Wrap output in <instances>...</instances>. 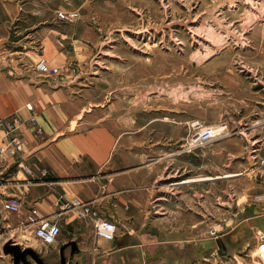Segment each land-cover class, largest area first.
Instances as JSON below:
<instances>
[{
    "label": "crops",
    "instance_id": "1",
    "mask_svg": "<svg viewBox=\"0 0 264 264\" xmlns=\"http://www.w3.org/2000/svg\"><path fill=\"white\" fill-rule=\"evenodd\" d=\"M88 5L0 0V119L34 117L42 130L36 136L24 124L23 154L0 161L1 202L21 204L18 213L0 206V264H264L256 250L264 217L239 214L228 233L209 238L208 185L240 174L208 176L202 148L188 150L185 138L172 136L184 128L128 127L106 120V111L101 123L88 125L99 112L89 109L88 88L97 33L86 16L73 24L57 17ZM41 58L70 71L47 78L35 68ZM75 200L117 225L113 241L98 237L77 209H66ZM32 209L60 227L56 243H42L35 227L22 224Z\"/></svg>",
    "mask_w": 264,
    "mask_h": 264
},
{
    "label": "rangeland",
    "instance_id": "2",
    "mask_svg": "<svg viewBox=\"0 0 264 264\" xmlns=\"http://www.w3.org/2000/svg\"><path fill=\"white\" fill-rule=\"evenodd\" d=\"M77 12L97 33L88 125L106 111L128 127H182L172 136L185 146L198 129L225 127L196 148L208 176L240 174L208 185L209 238L239 214L264 217V0H89ZM256 250L264 263V242Z\"/></svg>",
    "mask_w": 264,
    "mask_h": 264
},
{
    "label": "built area",
    "instance_id": "3",
    "mask_svg": "<svg viewBox=\"0 0 264 264\" xmlns=\"http://www.w3.org/2000/svg\"><path fill=\"white\" fill-rule=\"evenodd\" d=\"M57 17L64 23L73 24L80 19V14L77 11H60L57 13ZM36 71L47 78L61 77L67 74L70 69L64 68L63 70L56 67L50 66L48 61L44 58L39 59L36 63ZM29 110L32 111V107L28 106ZM32 127L36 136L42 134L41 128L38 126L37 121L34 117H31L27 122H22L17 118L0 119V129L4 133V139L0 141V159L4 156L18 159L24 152L25 141L19 136V130L22 126ZM225 127H214L198 129L194 137L188 141L186 149L193 150L198 147L205 146L211 141L222 137L225 134ZM22 164H20L21 166ZM30 175L33 176V172L26 169ZM44 176L47 175L46 171L42 172ZM2 208L8 213H18L21 208V204L16 199H9L3 202ZM77 209L81 219L92 222L96 235L106 241H113L117 235V225L103 217L97 210H95L90 204H85L79 200L66 205V209ZM22 224H28L35 227L36 237L46 245H52L56 243L59 235L61 234L60 227L51 222L48 218L43 217L37 209H32L27 215ZM114 227V231L111 230ZM52 229H56V233L52 238V242L45 239ZM43 233L44 235H41ZM110 237V238H109Z\"/></svg>",
    "mask_w": 264,
    "mask_h": 264
},
{
    "label": "clouds",
    "instance_id": "4",
    "mask_svg": "<svg viewBox=\"0 0 264 264\" xmlns=\"http://www.w3.org/2000/svg\"><path fill=\"white\" fill-rule=\"evenodd\" d=\"M110 228L112 231H114V227L110 226ZM56 231H57L56 229H52L51 233L48 236H46L45 239H47L49 242H52V238H53L54 234L56 233ZM41 235H44V234L41 233Z\"/></svg>",
    "mask_w": 264,
    "mask_h": 264
},
{
    "label": "water",
    "instance_id": "5",
    "mask_svg": "<svg viewBox=\"0 0 264 264\" xmlns=\"http://www.w3.org/2000/svg\"><path fill=\"white\" fill-rule=\"evenodd\" d=\"M8 250H14V248H9Z\"/></svg>",
    "mask_w": 264,
    "mask_h": 264
},
{
    "label": "bare ground",
    "instance_id": "6",
    "mask_svg": "<svg viewBox=\"0 0 264 264\" xmlns=\"http://www.w3.org/2000/svg\"><path fill=\"white\" fill-rule=\"evenodd\" d=\"M224 137V136H223Z\"/></svg>",
    "mask_w": 264,
    "mask_h": 264
}]
</instances>
